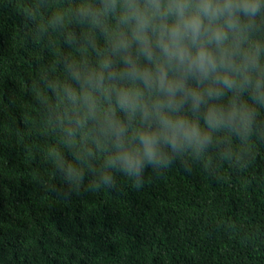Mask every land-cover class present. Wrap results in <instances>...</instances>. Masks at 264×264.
Returning <instances> with one entry per match:
<instances>
[{
    "label": "trees",
    "instance_id": "trees-1",
    "mask_svg": "<svg viewBox=\"0 0 264 264\" xmlns=\"http://www.w3.org/2000/svg\"><path fill=\"white\" fill-rule=\"evenodd\" d=\"M80 3L0 0V264H264L259 137L148 170L139 188L118 173L102 183L94 125L63 119L67 66L95 70L106 50Z\"/></svg>",
    "mask_w": 264,
    "mask_h": 264
},
{
    "label": "clouds",
    "instance_id": "clouds-1",
    "mask_svg": "<svg viewBox=\"0 0 264 264\" xmlns=\"http://www.w3.org/2000/svg\"><path fill=\"white\" fill-rule=\"evenodd\" d=\"M75 16L106 50L95 70L67 66L74 86L62 90L63 119L94 125L108 188L113 173L139 188L148 170L226 138L264 140V0H81Z\"/></svg>",
    "mask_w": 264,
    "mask_h": 264
}]
</instances>
